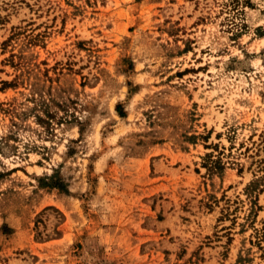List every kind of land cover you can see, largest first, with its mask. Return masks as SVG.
<instances>
[{
  "label": "rangeland",
  "instance_id": "rangeland-1",
  "mask_svg": "<svg viewBox=\"0 0 264 264\" xmlns=\"http://www.w3.org/2000/svg\"><path fill=\"white\" fill-rule=\"evenodd\" d=\"M0 264H264V0H0Z\"/></svg>",
  "mask_w": 264,
  "mask_h": 264
}]
</instances>
